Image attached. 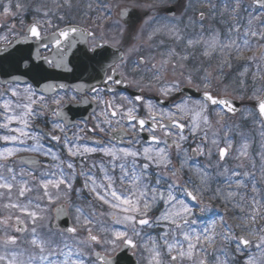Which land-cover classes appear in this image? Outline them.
Returning a JSON list of instances; mask_svg holds the SVG:
<instances>
[{"label": "snow or ice", "instance_id": "1", "mask_svg": "<svg viewBox=\"0 0 264 264\" xmlns=\"http://www.w3.org/2000/svg\"><path fill=\"white\" fill-rule=\"evenodd\" d=\"M52 4L51 8L43 5L36 9L42 12L45 19L28 25L24 37L31 36L38 41L46 37L50 39L57 52L53 60L44 59L52 67H59L63 62L61 50L65 42L68 48H72L78 43V38H83L84 42L91 40L90 51L95 52L102 47V44L96 43L97 29L103 27V21L111 20L110 4L89 0L86 5L88 11L84 15L88 16L91 12L100 14L94 21L81 23H74L75 18L68 12L62 14V10L79 7L80 0H75V3L74 0H52ZM220 4L219 11L217 4L211 3V0H207L205 6L213 18L219 15L223 31L213 28L205 35L202 22L206 13L199 10L200 33L185 36L176 26L165 25L154 29L148 36L151 40L163 33L177 43H184L182 53L172 48L160 61L159 68L152 65L156 69L153 74L156 80H160L169 67L173 72L177 66L184 68L183 63L173 64V57L187 61L192 54L189 50H200V54L209 61L207 67L201 65L194 70L203 72L200 83L194 85L197 91L202 88V99H182L174 105V111L158 110L157 106L148 103L144 105L147 116L141 117L136 102L143 101L142 96H136L134 100L125 97L123 99L127 103H117L100 96L102 89H91L96 93L92 102L104 104L105 109L101 113L103 119L89 131L98 129L101 133H118L110 135L107 143L99 140L94 141L96 146L77 143L85 139L80 134L85 133L84 128H78L73 137H68L65 130L68 122L63 110L65 96L57 93V88L65 89L63 84L45 86V92L56 93L51 100L43 95L37 96L30 85L23 89L18 84L13 86L14 81L0 90V145H3L0 147V264H122L121 253L126 250L135 252L138 248L148 253L147 264H239L237 256H243L253 247L256 253H250L242 264H264V224L260 223L264 221V151L258 154L259 180L256 162L250 157V143L246 138L236 149L235 158L241 163L232 169L222 164L231 157L233 149V137L230 135L233 129L224 123V117L234 115L237 108L231 100L213 95L215 77L209 70L213 59L218 60L217 69L221 73L225 66H232L233 59L244 61L239 85L246 92V79L252 66H255V70L251 71V94L247 96L254 105L247 115L259 125V134L264 138V0H251L250 3H245V0H220ZM10 7V3L3 7L5 15L10 13ZM15 7L21 9L24 6L16 3ZM139 7L151 5H140L137 0H131L118 13V16L128 17L125 23L129 29L134 26L135 9ZM188 7L195 8L191 0ZM50 16L64 22L65 26H56L55 31L47 33L45 26L54 27ZM196 22L191 20L193 24ZM7 39V36L0 37V40ZM99 39L104 40V36L99 35ZM120 43L113 37V47ZM138 50L134 44L128 52ZM245 53L251 55L246 56ZM56 56L60 60L54 63ZM119 59L120 64L109 65L112 72L106 73V86L123 82L124 74L119 72V68L125 63L126 55L121 53ZM145 63L147 61L142 57L137 67ZM118 75L122 79H114ZM180 76L193 85V71L181 72ZM106 90L112 92L114 89L108 86ZM180 90L181 81L178 80L161 88L165 96ZM73 101L88 102L75 97L68 102ZM211 106H222L215 112V125L210 119ZM45 114L55 118L52 131L42 133L33 130L34 120ZM220 129H223V136ZM57 131L63 135L55 134ZM145 132L147 137H141L140 134ZM197 136L200 142L191 148L190 156L184 144L190 137ZM45 137L62 143L73 159L62 160L45 146ZM173 150L177 156L183 154L179 168L173 163ZM21 152L36 155L26 158L19 156ZM95 153L108 158L106 163L102 161L92 165L102 173L99 180L91 169L87 172L83 170L87 158ZM213 155L218 156L214 165L211 162L204 166L196 165L192 169L195 179L192 176L187 180L181 179L189 159L204 156L211 161ZM38 156H44L53 163L41 167ZM76 158L81 160L79 173L73 162ZM245 160L251 161L250 170H238L245 168ZM153 169L156 170L155 175L151 171ZM77 175L84 177V188L94 200L108 206L110 211L99 213V216L109 217L111 223L101 222L95 209L85 212L77 207L73 226L61 228L58 223L53 224L49 233L43 234L40 228L47 219L48 207L72 190ZM214 182L218 185L215 189L212 188ZM205 197L209 201L220 200L233 211L238 210L239 214L234 219L239 223L228 224L224 216L217 218L213 214L210 219L198 224L197 208L201 216L213 212ZM161 205L159 215H151L153 209ZM65 215L63 206L57 207V219ZM52 228L56 231L53 232ZM154 228L163 230L157 236L145 232V229ZM81 231L86 235L81 237ZM57 232L59 241L54 239ZM138 239L142 243H138Z\"/></svg>", "mask_w": 264, "mask_h": 264}, {"label": "flooded vegetation", "instance_id": "2", "mask_svg": "<svg viewBox=\"0 0 264 264\" xmlns=\"http://www.w3.org/2000/svg\"><path fill=\"white\" fill-rule=\"evenodd\" d=\"M197 0H191V2L195 5ZM80 2L88 3L89 0H80ZM98 3H108L111 5V20L103 21V27L97 29L98 39L96 41L97 44H102V47L96 49L95 52L90 51L91 40L88 42H84L83 38H78V43L75 47L68 48L67 42H65L64 47L62 48L63 53V62L59 67H52L47 60L44 58L47 57L48 60H53L54 53L57 52V49L54 47L49 38H44L42 40H36L31 36H28L25 39V30L28 25L32 24L35 20L43 21L45 18L43 14H0V37L7 36V41L0 40V52L1 57L5 56L9 52L15 51V46H21V50L16 53L14 56V61L17 63L15 71V77L9 79L8 77H4L1 75L0 69V90L6 89L9 84L8 82L14 81L13 86L18 84L20 89H23L27 86H31V88L36 92L37 96L43 95L48 100H51L56 93L45 92L43 89L46 85H61L65 86V89L57 88V93L61 96H65V103L63 104V110L66 116L67 121L70 120L71 125L67 124L66 132L68 137H73L74 133L78 132V128H84L85 133H80L85 136L84 140L78 141L79 144H88L89 146H96L94 141H102L103 143H107L109 141L110 135H115L117 133H101L97 129L96 131H89V129H93L100 121L103 119L101 115L102 111L105 109L104 104L92 102V97L96 93L91 91L92 88L102 89L103 91L99 92V95L102 96L105 100H115L117 103H127L123 98H127V100H134L135 97H132V94H137L138 96L143 97V101H137L138 105V115L141 117L147 116V108L144 105L151 103L152 105L157 106L158 110L168 111L169 109L175 110L174 105L179 104L182 99L187 100L188 97L179 95L180 91L174 92L173 95L165 96L160 91L158 85L160 80H156L154 78V73L156 69L152 68V65L155 64L157 68H159L160 61L165 58L170 49L175 48L176 52L182 53L184 48L183 41L177 43L175 40L170 39L165 34H158L154 36L151 40L148 39L150 33L153 32L154 29L158 27H164L167 25L168 27L176 26L179 28L185 36H192L198 34L196 28H191L187 26V21L189 17L186 16L184 21L182 22L181 17L184 14H196L195 8H189L188 5L190 0H137V3L140 5H151V7H139L135 10H138L140 14L133 19L134 26L129 29L128 24L125 23L128 20V17L118 16V13L121 11V7L127 3H131V0H97ZM251 0H249V3ZM170 9L172 14L175 16H170ZM99 12H92L88 16L84 14H68L71 17H74V23H81V21L91 22L95 20V17L98 16ZM207 17V15H206ZM52 19L54 27H47L46 32L51 33L56 30V26L64 27L65 23L59 21L55 17H49ZM206 19V18H205ZM117 20L120 21L119 24L115 23ZM175 20H179L175 23ZM204 21H207L204 20ZM203 21V22H204ZM183 24V26L181 25ZM95 27V24L91 25ZM221 29L223 31L224 26L216 27L213 26V21H209V25L205 29V35H207V30L209 29ZM166 32L167 29L165 28ZM99 35L104 36V40L99 39ZM113 37L119 39L121 41L119 46L113 47ZM163 41V43H161ZM138 46V51L128 52V49L132 47V45ZM44 45H48V47H44ZM192 54L189 59L184 62V72L193 71L194 80L193 85H187V87L194 88V85L200 83V76L203 75V72H195V69H198L203 65L207 67L209 61L206 60L201 54L200 50H189ZM124 53L126 55L125 63L119 68V72L124 74L123 82L120 84H112L110 83L108 86L112 87L114 90L112 92H108L106 86L104 84V79L107 74H111L112 69L109 65L120 64V54ZM30 56L32 58H23L26 56ZM245 55H251V53H245ZM144 58L147 63L139 65L137 67V63L141 58ZM176 60V63L179 64V60L177 57H173ZM60 57L56 56L54 63L59 61ZM72 61V62H70ZM212 63V62H210ZM244 61H237L233 59L232 66L223 68V72L220 75L219 79L222 82V86H214L213 95L218 97L228 98L230 100L235 101L239 104V108H237L236 113L227 114L224 117V123L230 126L233 129V132L230 133L233 137V149L231 152V157L226 158L223 165H226L228 168H236L238 164L241 163L240 160L236 159V149L240 146L242 140L246 138L250 143L249 153L251 159H254L257 166V179L259 180V167H260V159L259 153L264 151V138L260 136V127L258 124L253 122L252 117L248 116L247 113L252 109L254 102L247 99V96L251 94L252 80H251V71L255 70V66L253 65L250 69V73L246 79V83L248 85V90L245 92L241 89L239 85L240 73L243 71ZM135 69V71H133ZM211 69V68H210ZM209 69V70H210ZM211 71V70H210ZM165 73H169L168 71ZM164 74V73H163ZM179 77H181L179 75ZM114 79H122L121 76H116ZM88 82L89 85L87 87L82 86L79 87L80 83ZM76 84L79 91L73 89L71 85ZM184 86L181 87V89ZM220 87V88H219ZM202 92V88L201 91ZM245 97L241 99V97ZM75 97L79 101H88V102H80L77 103L75 101L69 103L68 101L72 100ZM159 98L164 100L165 102H170L168 107H164L163 103L156 100ZM193 100H200V98H192ZM51 107L55 108L56 105H52ZM70 108H72L71 112H69ZM221 107L211 106L210 107V119L213 121L215 125V121L217 119L215 112L219 111ZM91 109H95L94 113L89 112ZM81 118V119H80ZM85 118L87 121H85ZM55 118L45 114L44 116L38 117L33 122V130L40 131L42 133L51 132L52 131V121ZM63 123V122H61ZM76 125V126H73ZM103 126V125H101ZM118 127V126H117ZM219 127V126H216ZM57 135H63L58 131L55 133ZM187 134V132H186ZM221 136L224 135L223 129H220ZM243 134V136L241 135ZM141 137L143 135H147V133H141ZM200 142V137L197 136L195 138L190 137L187 142H185L184 147L189 150V155L191 156V148L196 147V144ZM31 143V141L29 142ZM43 143L46 147L51 148L53 152L57 153L62 160H71L73 158L69 157L67 154V150L64 148L62 143H57L55 141H51L47 137L43 140ZM3 145H0L2 147ZM174 151V150H173ZM176 152V151H175ZM35 153H26L21 152L19 156L23 157H31L35 156ZM197 157V158H196ZM192 159L188 160L187 166L182 171V180H187L189 176H193L194 167L196 165H208L210 162L214 165L218 160L217 155H213L211 161L207 157L204 156H196ZM41 162V167L45 164H51V161L44 156L37 157ZM107 157H103L101 153H97L88 157L86 162L84 163V171H91L96 175V177H101L102 173L98 168H93V163L97 165L99 163L107 162ZM76 164V170L79 173L81 170V160L76 158L73 161ZM214 162V163H213ZM177 168L180 167L181 159L179 156L175 157L173 161ZM245 168L238 170H250L251 161L245 160L243 161ZM65 170H67L65 165ZM222 170V169H221ZM155 169L152 170L153 175H155ZM213 173H215L216 169H212ZM118 175V172H117ZM79 176V175H78ZM83 177V176H79ZM76 177L73 187L74 189L80 187L83 183H81V179ZM84 178V177H83ZM217 183L212 184V188L215 189L217 187ZM219 186L223 187L222 184ZM35 194V193H32ZM68 194V193H67ZM68 197V195H67ZM85 200L89 201L87 195H84ZM207 198V197H206ZM208 199V198H207ZM212 202V200L210 201ZM211 204V203H210ZM216 205H219L221 209V216H224L225 220L228 224L235 225L239 223L238 220L234 219L236 215L239 214L238 210H231L230 207H226L222 201H216ZM62 204L58 205L61 206ZM95 207L92 209L99 210L100 204H94ZM212 205V204H211ZM51 207L47 211V224L52 227L55 221V209L58 207ZM66 209L69 212L70 218L73 215V219L71 218V223L74 225L75 223V215L72 213V208L76 206V203L69 202V204H65ZM71 206V207H70ZM102 209V207H101ZM110 210L109 208H107ZM198 215L196 217L198 224L205 222L209 219L207 215H199V209H196ZM160 212V211H159ZM157 215V214H152ZM159 215V213H158ZM111 223V222H110ZM261 224H264V221H260ZM163 229L154 228L152 229L151 235L157 236ZM239 231V230H237ZM79 235L83 237L86 235L85 232H80ZM60 238L59 233H56L55 238ZM59 241V240H57ZM99 250V249H98ZM138 249L135 251V257L137 255ZM256 253L255 247H253L250 251H246L243 256H237V261L239 264H242L243 260L250 254ZM137 259V258H136Z\"/></svg>", "mask_w": 264, "mask_h": 264}, {"label": "rangeland", "instance_id": "3", "mask_svg": "<svg viewBox=\"0 0 264 264\" xmlns=\"http://www.w3.org/2000/svg\"><path fill=\"white\" fill-rule=\"evenodd\" d=\"M9 3L11 5L9 14H42V12H37L36 11V9L38 7H42L43 5H47L50 8L53 7L52 0H0V14H4L3 13V7L5 5H9ZM16 3H20L24 7L21 8V9H17L15 7ZM74 3H75V0H74ZM206 3H207V0H197L195 2L196 14H184V15H182V17H181L182 22L184 21L186 16H188L189 20L187 21V26L191 27V28L194 27V28H196V30L198 32H200L201 28H200V22L198 20V11L199 10H203V11H205V13L207 15V17H206L207 21L205 23H203L204 28L208 27V24H209L210 20L213 21V24L216 23L218 26H221V27L224 26V25H222L220 23V19L221 18L219 17V15H217L215 18H213V16L209 13L208 7L205 6ZM211 3L217 4V11H219V8L221 7L220 0H211ZM245 3H249V0H245ZM86 5H87V3L80 2L79 7H74L70 11L69 10H62V14H64V12H68V14H84L85 12L88 11ZM91 13H89V14H91ZM191 20H195L197 22L195 24H193V23H191ZM177 21H178V23H180L179 20H175V23ZM181 25L183 26V24H181ZM174 62L176 63V60L173 58L172 63H174ZM178 62L184 64L185 61H178ZM211 62L212 63H211V69L210 70L213 72V75L215 77L214 86H222V82L219 79V77H220V75L222 73L217 69L218 60H213ZM159 66H160V64H159ZM184 68H180L179 66H177L176 71L173 72L171 67H169V69H168L169 73H164L162 75V78H161L162 81H160L161 83L156 84V85H159V86L163 87V86H165L166 84H168L169 82H171L173 80L181 81V86L189 85L186 81L183 80V77H179L180 73L184 72ZM172 94H174V93H172ZM95 154H97V153H95ZM95 154H92V155H95ZM92 155H90L89 157H91ZM176 156H177L176 152H172L173 161L175 160ZM179 158L182 160L183 159V154H181L179 156ZM187 164H188V162H187ZM77 177H79V176L77 175ZM80 187H81V189L79 191H75V194L68 195L69 197H67V195L62 196L60 200H58L55 203L51 204V207H56V206H58L60 204H67V203L69 204V202L73 201L72 203H76V206L74 208H72L71 206L70 207H71L72 213L75 215V217L77 215V213H76V208L77 207L82 208L85 212L93 211L92 207H95L94 204H100V203L98 201L94 200L93 196L88 192L87 189H85L83 187V185H80ZM72 190H73V188H72ZM70 192H68V194ZM31 195L34 196V195H36V193L35 194H31ZM84 195H87L88 198L91 199V200L86 201L85 198H84ZM216 201H219V200H212V202H210L205 197V202L206 203H211L212 204L211 206H212V209H213V212H209V213L206 214L207 217L211 218L213 216V214H215L217 218L219 216H221V209H220L219 205L215 204ZM90 202H91V206H90ZM101 207H102V209H101ZM107 208H108L107 205H101L100 204L99 210H95V211L97 212L98 219L101 222H105L106 221L107 223L110 224L111 220L109 219V217H107V216H99V213H106V212L110 211ZM161 208H162V205L157 207V208H155V209H153V212L151 213V215L152 214H157L158 215V213H159ZM48 209H49V207H48ZM71 218L73 219V215H71ZM50 228H51V226H49V223L47 224V219H46L44 222H42V226L40 228V231L43 234L47 235L46 232L49 233V229ZM151 230L152 229H145V232L151 234V232H150ZM81 232H83V231H81ZM54 239L56 241L59 240L57 238H54ZM145 239H146V237H145ZM138 243H142V241H140L138 239ZM23 247H27V245H23ZM0 251H2V250H0ZM147 255H148V253L145 252L143 248H138L136 258H137V260H138V262L140 264H147V261H146ZM164 259H165V261H167L168 257L165 256Z\"/></svg>", "mask_w": 264, "mask_h": 264}, {"label": "water", "instance_id": "4", "mask_svg": "<svg viewBox=\"0 0 264 264\" xmlns=\"http://www.w3.org/2000/svg\"><path fill=\"white\" fill-rule=\"evenodd\" d=\"M15 47H16L15 51L9 52L5 56H2L1 57V52H0V69H1V75H3L4 77H8L9 79L14 78L15 75H16L14 69H16L17 63L14 61V56L16 55V53L18 51L21 50V48H20L21 46H18L17 45ZM23 58L30 59L32 57H31V55L30 56L27 55L26 57H22V59ZM70 62H72V61H70ZM57 223L60 225L61 228L65 227V226H72L71 225V222H70V220L68 218L67 213H66L65 216L61 217L60 219H57L55 224H57ZM130 251L131 250H126L123 253H121V261H122V264H136V262L134 261V257L132 255H128V253Z\"/></svg>", "mask_w": 264, "mask_h": 264}]
</instances>
